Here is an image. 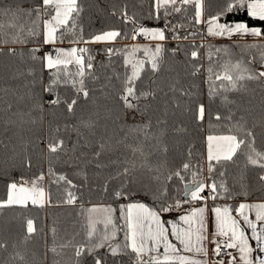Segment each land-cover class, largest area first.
<instances>
[{
	"label": "snow or ice",
	"instance_id": "1",
	"mask_svg": "<svg viewBox=\"0 0 264 264\" xmlns=\"http://www.w3.org/2000/svg\"><path fill=\"white\" fill-rule=\"evenodd\" d=\"M153 8L157 20L161 18L159 13L163 9L164 26L150 28L138 25V30H133L132 40L142 35L149 44L130 45L123 49L108 48L106 51L109 56L123 53L124 72L114 69L111 74L106 73L103 83H100L101 77L96 74L95 58L90 54L89 48L80 45L114 42L122 36L127 39V33L122 34L121 31L112 29L85 40L79 24L83 11L79 0H39L26 8L17 5L15 11L11 5L0 8V12L5 16L11 13L12 17L7 30L0 24V44L33 45L27 50L26 60L25 53H21L25 66L18 67L14 73V78H23L25 84L23 93L17 97L16 111L12 112L13 104H8L6 111L17 117L15 121L9 119L8 123H24L34 112L41 113L43 122L45 111L55 116L61 105L66 106L67 112L74 116L81 99L85 102L82 111L87 112L86 118L82 115L76 124H65L63 129L59 124L53 128V121H48L49 137L45 144L49 161L47 172L41 171L31 178L22 175L19 179H11L6 185V198L0 199V210L14 206L26 208L29 203L39 207L51 205L52 184L57 187L61 184L66 186L65 195L59 203L75 205L79 199L75 190H78L80 185L69 179L66 173L57 172L53 167V162L60 160L61 155L67 157L64 164L68 167H76L82 162L85 167L92 165L102 169L108 166L102 157L114 153L118 145L132 152V158L123 161H120L119 157L116 160L109 157V164L116 165V173L110 174L105 181V191L107 192L111 180H120V186L112 192V204L93 205L86 213H80L85 219L81 226L84 242L74 243L73 238L59 245L61 249L74 248L75 264H84L89 257L92 264H109L110 258L111 264H209L206 259L195 258L196 255H208L205 243L208 239L206 205L195 206L197 202L233 198L227 184L228 168L237 164L241 156L244 157L245 169L251 167L260 170L258 182L264 186V150L257 147L258 133L255 131L259 126L262 129L261 135H264V100L261 102L260 119H254L252 126L248 127L246 116L242 114L246 111L244 105L229 97V93L247 91L248 81L264 84V43L241 46L234 42L233 47H242L239 58H235V54L227 47L205 43L192 45L193 50L188 54L190 61L200 58L201 48L207 49L205 55L208 67L205 69L203 64L192 63L190 74L196 76L202 70L206 72L204 82L207 85L208 103L200 99L198 85L185 86L181 83L179 75L164 85L157 84L154 78L143 88L138 84L146 72H150L152 77L161 73L164 42L168 40L169 33L173 40L187 41L190 37L199 35L198 30L188 29L206 25V36L209 37L238 36L242 39L252 36L264 40V28L249 26L247 20L220 22V18L227 14L242 12H246L251 20L264 22V0H223V6L219 7L214 15L207 13L206 0H153ZM115 14L113 12V15ZM177 15L186 23H172L169 18ZM121 18L125 23H135V17L128 15L127 5L121 10ZM182 30L187 34L182 35ZM65 41L68 42V47L61 46ZM45 48L48 50L45 51ZM244 48L256 49L258 59L257 53L246 57ZM178 50L171 49L173 54ZM8 52L10 55H16L15 48L10 47ZM141 52L143 55L138 56L137 53ZM45 72L48 73L47 82L44 81ZM89 81L99 87L90 88ZM37 85L39 91H36ZM62 87L72 90L70 98L61 96L59 89ZM5 91H12L13 94L16 92L15 89ZM95 91L101 93L105 103H99L101 97L92 95ZM160 93H163L164 97L171 95L163 102L162 114L155 115L160 109L154 111L153 102ZM45 94L51 99L46 101ZM185 98L187 103H184ZM217 100L219 105H216ZM21 102L26 103L27 111L19 107ZM214 105L216 107L213 110ZM178 110L181 115L185 112L191 113L197 127L207 120L205 151L201 153L196 166L184 162L175 171L169 170L161 185V169L164 165L153 167L149 160L152 152L146 151V148L167 153L168 149L163 141L167 134L168 116L169 113L175 116ZM129 114L139 115L141 120L128 124L126 118ZM109 121L113 125L119 122V130L115 127L110 129ZM62 131L64 134H76V141L71 148L61 134ZM174 131L180 132L183 129L176 128ZM120 133H123V136H120ZM129 137L137 143L129 144ZM81 141L83 148L91 149V157L87 151L76 155ZM192 151L190 146L189 159L192 157ZM138 159L141 161L140 169L159 175L150 177L148 183H144L137 175ZM205 165L206 178L203 175ZM21 166L31 168L32 158H24ZM194 167L195 170H192ZM189 172L191 179L186 180V174ZM7 174L10 176L11 172ZM173 180L183 183V198L170 195L169 183ZM243 180L244 176L241 175L239 182L247 195V185ZM46 183L48 188L45 187ZM205 191L208 192L207 196L203 195ZM141 195L151 197L152 203L147 204L138 198ZM120 201L126 203H119ZM114 204H118V207H114ZM185 205L191 207L179 215L178 219L165 220V214L182 209ZM210 211L214 215L212 252L214 257H221L212 264H225L222 258L224 255L228 257L227 264H264V256L253 257L256 248L249 244L250 239L256 241L259 252L264 253V201L241 202L234 209L229 205H216ZM233 211L235 216L232 215ZM250 212H254L255 219L249 218ZM246 229L251 230L250 237L246 235ZM36 232L34 221L31 218L26 219L24 240H30ZM51 232L55 236L56 229L52 228ZM7 247V242L0 240V250H6ZM101 249L105 251L102 253ZM229 249L235 250L238 255L228 251ZM49 251L59 254L55 244ZM12 259L23 262L24 256L17 253Z\"/></svg>",
	"mask_w": 264,
	"mask_h": 264
},
{
	"label": "trees",
	"instance_id": "2",
	"mask_svg": "<svg viewBox=\"0 0 264 264\" xmlns=\"http://www.w3.org/2000/svg\"><path fill=\"white\" fill-rule=\"evenodd\" d=\"M39 0H0V8L11 5L13 11H15L17 5H22L25 8L38 3ZM83 11L80 15V28L82 29V35L85 40L90 39L92 35L98 34L107 30H119L121 33H127L128 38L123 36L117 38L116 41L110 43H89L87 45L81 44V47H88L90 54L95 58L94 64L96 66V74L101 77L100 83H103L104 75L111 74L115 69L118 72L123 73V53H116L109 56L107 53L108 48L123 49L125 46L130 45H145L149 44V41L141 42L142 35H138L136 40H132L131 36L133 30L137 29L138 25L145 27H163V9L160 10V19L155 18L156 12L153 8V0H79ZM127 5V12L129 16L135 17V23H125L121 18V10ZM207 13L215 14L219 7L223 6V0H206ZM191 9L189 14H191ZM113 12L116 14L113 15ZM151 13V18H150ZM207 18V15L206 17ZM12 19L11 13L5 16L0 12V24L5 26ZM172 23L186 21L181 20V16L177 15L174 18L170 17ZM247 20L249 26H260L264 28V22L258 20H251L247 17L246 12L227 14L220 18V21ZM138 30V29H137ZM192 31H199V35L194 38L190 37L187 41H176L169 38L164 42L165 52L163 54L162 71L156 76L152 77L150 72L143 74L142 80L138 82L140 87L149 85L151 79H156L157 84L164 85L167 81L177 77L181 80V83L185 86L189 84H195L199 87L200 99L208 103L207 85L205 84L206 72L202 70L196 76H192L191 64H203L204 68L208 67V61L205 53L206 48L200 49V58L197 61H190L188 54L191 52L192 45L199 46L201 43L211 44L216 47H227L234 54L235 58H239V54L242 51V47H233L234 42L241 46L249 44L264 43V41H247V40H234L224 38H212L206 36L203 31V25L195 26V29H188ZM181 34H187L186 31H181ZM65 43H68L65 41ZM33 45L31 43L26 45H14V44H0V199L6 197V185L11 179H19L22 175L25 178H31L33 175H38L41 171L47 172L49 161L47 149L45 144L49 137L48 121H53L52 127L57 124L63 129L65 124H76L79 118L84 115L87 116L86 111H82L85 106L83 99L80 101V106L76 108L75 115H70L67 112L66 106L61 105L56 110L55 116L45 111L43 114V122L41 121V113L34 112L32 117L24 123H8L9 119L15 121L17 117L12 115V112L17 108V97L24 91L23 85L25 80L23 78H14V73L18 67L23 68L24 62L21 59V53H25V60L27 50ZM12 47L16 49V55H10L8 49ZM172 48H178L179 50L173 54ZM246 57H250L252 53H257L256 49H243ZM138 56H142L143 53H137ZM258 59V53H257ZM110 65V66H109ZM109 66V67H105ZM259 70V63L256 65ZM39 76V70L37 71ZM48 73H44V81L47 82ZM90 88H98V84H93L89 81ZM247 91L229 93V97L236 100L238 104H243L246 111L242 114L246 116L248 121V127L252 126L253 120H259L261 114V102L264 100V84L254 81L246 82ZM15 89L6 93L5 90ZM39 85H37L36 91H39ZM60 94L62 97L70 98L72 96V90L70 88H60ZM165 91L167 89L165 88ZM93 96L101 97V93L95 91ZM169 97H164L163 93L158 94L156 101L153 102V110L159 108L160 111L155 112V115H161L163 111V102ZM44 99L47 101L51 99L50 96L45 94ZM13 104L12 112L6 111L8 104ZM99 103L103 104L105 101L101 97ZM184 103H187L185 98ZM216 105H219V100L216 101ZM216 105L213 106V110ZM19 107L27 111L26 103L21 102ZM152 113H150L151 115ZM134 117V118H133ZM128 124H134L141 120L139 115L129 114L126 118ZM35 121L34 123L32 121ZM103 124L104 121H101ZM215 124L216 122L213 121ZM153 124H155V118H153ZM118 131L120 124L117 122L115 125L109 121V128ZM182 128L183 131L176 132L174 129ZM255 131L257 135V147L264 150V135H261L262 129L257 126ZM65 140L68 143V147L71 148L72 144L76 141V134L70 132L64 134ZM208 134V122L207 120L202 126L197 127L192 120L191 113L185 112L181 115L178 110L176 115L173 116L169 113L167 134L164 137V145L167 146V153L156 152L155 149L146 148V151H151L152 155L149 160L153 167L158 164H163L161 169L163 175L160 176V183L163 185L164 177L167 176L169 170L175 171L184 162H190L196 166L198 160H200L201 153L205 151L204 137ZM123 136V133H120ZM129 144L137 143L133 138L129 137ZM155 143L154 141L152 142ZM83 141H81V147L77 148L76 155L79 156L81 152L87 151L89 157H91V149H85L82 147ZM192 146V157L189 159L188 149ZM43 150V151H41ZM32 158V167H22V160L26 157ZM109 157L112 160H116L118 157L120 161L126 158H132V152L130 149L124 146H117V150L114 153H109L102 157L107 167L97 169L90 165L85 167L81 162L76 167H68L64 164V160L67 157L61 155L60 160L53 162V167L57 172H64L68 175L69 179H72L74 183L80 185L77 191L79 197L75 205H65L59 203L62 197L65 195V185L61 184L50 185L51 190V205H45L44 207L33 206L28 204L26 208L14 206L12 208H5L0 210V240L7 242V249L0 250V264H75L74 248H59L60 244L65 243L68 240H73L74 243L84 242V234L82 225L85 223V219L80 213L83 211L86 213L87 209L92 204H112L114 197L112 192L119 188L120 180H111L107 186V192L105 191V181L108 180L110 174L115 175L116 165L109 164ZM141 161L137 160V175L148 183L150 177L159 175V173H149L145 169H140ZM195 170V167L192 169ZM11 172L9 176L7 173ZM260 170L249 167L244 168V157L241 156L238 159L237 164L230 165L228 168L227 184L233 193L232 199L221 198L216 201L228 202L230 206L234 207L237 201L249 200V199H264V186L258 182V174ZM204 177L207 176L206 165L204 166ZM244 176L243 183L247 185V195L244 194V190L241 188L239 182L240 176ZM87 176V179H85ZM191 179V173L186 174V180ZM153 186L155 182L153 181ZM45 187L49 185L46 183ZM170 195L174 198H183V183L179 180H173L169 183ZM143 199L145 203L151 204V197H138ZM119 203H126V201H120ZM114 207H118V204H114ZM186 206V205H185ZM118 215V213H117ZM31 218L34 221V225L37 232L28 241L24 240V224L26 219ZM56 229V234L53 236L51 229ZM57 247L59 254H55L49 249L51 247ZM101 249L100 252H104ZM24 256V261L13 260L12 258L17 254ZM84 264H92L91 258H87ZM111 264V258L109 259Z\"/></svg>",
	"mask_w": 264,
	"mask_h": 264
},
{
	"label": "crops",
	"instance_id": "3",
	"mask_svg": "<svg viewBox=\"0 0 264 264\" xmlns=\"http://www.w3.org/2000/svg\"><path fill=\"white\" fill-rule=\"evenodd\" d=\"M221 23H225L223 21H220ZM206 30H207V27L206 25H203V31H204V34L206 35ZM212 38H224V39H234V40H247V41H264V40H261L260 38H257V37H252V36H245L243 37L242 39L238 36H233V37H212ZM141 40L143 41H148L146 40L143 36L141 38ZM134 41V40H133ZM100 43H110V42H100ZM205 147V146H204ZM205 195V192L204 194ZM206 196V195H205ZM261 201H264V199H249V200H240V201H237L236 202V205L234 207H232L233 209L235 207H237L239 205V203L241 202H246V203H256V202H261ZM202 205H206V213H205V217H206V232H207V236H208V239L207 241H205L206 243V247L208 249V255L206 257H202L200 255H196V259H206L209 261V264H211V262L213 261V258H214V255H213V252H212V249L214 247L213 243L211 242L213 237H212V233L214 231V215L211 213L210 209L213 207V206H216V205H220V206H223V205H229L230 204L228 202H220V201H206V202H197V204L195 206H202ZM191 207V205H186L184 206V208L182 209H179V210H174L173 212L171 213H168V214H165L164 218L165 220H174V219H178V216L183 214L184 211L186 209H189ZM232 215L235 216L236 213L235 211L232 212ZM249 215V218L250 219H255V214L254 212H250L248 213ZM246 235H248L249 237L251 236V230L250 229H246ZM249 244L253 247V248H256V251L253 253V257L255 256H264V253H260L258 248H257V243L256 241L254 240H249ZM228 251H231L233 252V254L235 255H238V253L235 252V250L233 249H229ZM225 261V264H227V261H228V257L225 256V258L223 259Z\"/></svg>",
	"mask_w": 264,
	"mask_h": 264
},
{
	"label": "built area",
	"instance_id": "4",
	"mask_svg": "<svg viewBox=\"0 0 264 264\" xmlns=\"http://www.w3.org/2000/svg\"><path fill=\"white\" fill-rule=\"evenodd\" d=\"M142 41H143V40H142ZM44 50L47 51L48 49L45 48ZM205 195H206V196L208 195V192H207V191H205ZM208 201H212V200H208ZM208 201H207V202H208ZM221 251L223 252L224 250L221 249ZM225 256H226V255H224L222 258L224 259ZM219 259H221V257H214V258H213V261H214V260H219ZM213 261H212V262H213ZM212 262H211V264H212Z\"/></svg>",
	"mask_w": 264,
	"mask_h": 264
},
{
	"label": "rangeland",
	"instance_id": "5",
	"mask_svg": "<svg viewBox=\"0 0 264 264\" xmlns=\"http://www.w3.org/2000/svg\"><path fill=\"white\" fill-rule=\"evenodd\" d=\"M141 42H144V41L141 40ZM61 46H63V47H68L69 44H68V43H64V44L61 45ZM203 194H204V193H203ZM5 198H6V197H5ZM29 204H31V203H29ZM93 205H101V204H92V205L89 206V208L92 207Z\"/></svg>",
	"mask_w": 264,
	"mask_h": 264
}]
</instances>
